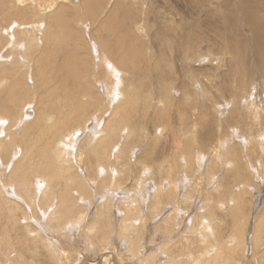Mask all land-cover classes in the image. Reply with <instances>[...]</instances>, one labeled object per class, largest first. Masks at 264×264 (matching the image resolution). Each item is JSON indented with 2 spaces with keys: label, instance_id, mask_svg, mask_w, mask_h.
Instances as JSON below:
<instances>
[{
  "label": "rangeland",
  "instance_id": "obj_1",
  "mask_svg": "<svg viewBox=\"0 0 264 264\" xmlns=\"http://www.w3.org/2000/svg\"><path fill=\"white\" fill-rule=\"evenodd\" d=\"M48 1L55 2L56 10L67 7V25L73 30L77 24H75V20L81 22L77 26L82 29V34L80 32L73 34V42H70V47H73L75 56L87 61L88 73H97L95 64L100 60H96L97 53L95 56L93 50H96L100 55L101 53L105 54L112 64L118 63L122 57L128 54L134 53V55L124 57L120 68L124 71L123 89L130 90L131 88H127V86L131 83L134 85L132 89L134 88V91H137L140 96L136 100V105H133L134 112H131V115L134 113L135 115L131 116L130 122H127L138 124L132 125L133 130L130 135L126 134V129L123 131L125 138L115 137V142L117 141L119 145L117 147L126 154L119 160H115L114 156L109 159L112 164L108 167L120 170L118 172L120 176L117 175V177L118 180L120 178L123 180L118 181L123 188L119 187L120 185L115 187L108 184H105L104 187L99 185L103 175L100 176L99 173H96L94 167H89L90 164L99 161L93 154L84 150L85 153L83 151L82 156L77 157V150L87 148L81 145H84L89 138L88 128L93 123L100 124V126L107 123L111 118V107L103 115L96 112L77 132L73 164L79 165L80 168L77 170L88 176L89 187L93 189L90 191L91 195L87 196L85 200L82 199L84 202L80 204L86 212L85 219L81 222L82 224L71 227L73 231L66 232L67 236H56L59 246L63 247L64 245L73 259L79 251H83L82 249L88 250L87 252L94 256L101 249L108 247V253L115 256L116 262L124 260L126 262L129 259L126 257L128 244L135 243L139 239L137 249L141 248L144 255L153 251L155 259L153 258L151 264H156L162 257H168L165 255V249L161 246L163 241L166 242L169 238L173 239L171 244L177 243L181 239H188L190 241H185L186 244H195L194 246L199 247L198 237L202 231L197 230L196 227V231L193 228L186 232V229H190L189 225L193 221L198 223L202 216H207L211 218V222L209 221L208 225L203 221V226L220 235L223 234L220 237H225V240L232 237L231 240L235 241L236 234L232 233V229L243 233L244 248L237 247L232 252L238 261L234 260L228 264H258L261 262L264 264V224H260L264 221V168L261 169V164H264L262 163L264 162V65L259 60L255 38L251 33L252 23L250 20V17H253L261 24L264 22V0H92V4H90L91 0H26L19 3L18 6L26 7L30 3L33 6H39V4L45 5ZM116 3L119 4V11L115 9ZM74 6L81 7L79 13L76 12ZM51 10L46 11L52 12ZM112 11H114L115 19L123 23V26H119L115 32L109 31L108 26L103 27ZM31 20L43 22L42 27L44 23H47L46 25L49 27L50 16L43 14V18L38 16ZM66 36H57L56 41ZM122 39L125 41L124 45L119 43ZM47 43L44 42L39 51L34 47L30 52L32 55L30 63L27 62L25 69L22 67L18 75L16 74V77L25 76L26 78L27 76L29 85L27 88L31 92L32 99L30 100L29 97L28 100H25L26 104L21 106L22 102L19 100L22 99L11 95L14 101L9 104L10 109L7 114L13 116L17 121L14 125L9 116L3 125L0 124V162L2 164H7L10 161V159L6 161L7 157L11 158V164L20 155V159L36 157L34 149L38 142L34 143V146L31 143L41 137V132L35 123L44 120L43 118L48 117L49 114L51 119H54L53 116L58 111V106L54 104L52 98L60 97L55 99L59 105L64 94L73 89L71 84L61 83L62 74L67 70L68 65L60 61L63 56H68V54H64L63 51L56 48L51 50L52 46ZM2 45L3 42L0 45L1 55L9 51L8 48H1ZM46 55L50 57L44 58ZM155 57L161 58L160 64L156 63ZM10 59L11 57H9V61ZM9 63L5 62L4 64L7 66L0 65V68L8 67ZM38 66L41 69L38 70ZM79 67H83V62L79 63ZM33 74H37L38 79H42L40 84H32ZM98 75L103 77V68H100ZM47 78H49V82L45 81ZM10 81H12V77L8 76L0 85V89L11 88ZM78 84L82 85L84 81L81 80ZM98 84H96L97 92L101 93L105 87ZM62 87L65 89V93H61ZM166 87V96H162V91ZM13 93L18 94V91H13ZM148 93L151 97L150 101L152 100L150 104V101L142 100V95H148ZM42 96L43 100L41 101ZM102 98L106 108L105 97L102 96ZM187 98H189L188 101H186ZM249 103L255 106L253 115H250L251 113L247 109ZM142 106L146 110L145 114L138 117L136 114L142 109ZM158 108H163L161 111L166 113L164 118L169 114L165 118L166 123L162 124L163 126H160L161 123L154 119V110ZM238 113L239 117L232 119L234 118L232 114ZM96 115L98 116L96 117ZM29 120L31 121L28 124L36 127L37 131L33 136L27 129L28 135L24 140L22 137L24 132L22 131L21 134L20 125L23 126ZM132 121L134 122L131 123ZM261 122L262 124H260ZM186 125L189 134L184 137L182 132L186 130ZM158 128L159 131H157ZM231 128H236V131ZM15 132L16 138L9 140L11 134ZM18 133H20L19 136ZM177 137L184 142L178 140ZM191 137L196 141L192 146H187V140ZM218 140L222 143L220 148ZM216 142L218 143L216 148L221 149L220 152L218 151L221 155L220 158L214 160L215 151L212 148L217 144ZM189 147H192L193 152L195 151L191 154L192 158L198 154L203 162H197L196 159L194 164L191 162L185 164V167L184 164H176L175 156L179 150L180 152L183 150L182 156L184 157L185 153L189 151ZM223 150L225 154L227 152L226 156L222 154ZM233 153L234 158L231 157ZM105 162L102 161L103 164ZM159 162L161 163L159 164ZM2 164L0 165L1 175L6 173L1 169L3 168ZM144 165L149 168L150 173L142 178L143 172L148 169L144 170ZM87 167L89 169H86ZM44 168H49V165ZM177 168L184 170L186 178H188L189 186L186 185L183 191L189 193L188 199L182 200L183 194L178 189L179 202L173 209V203L169 202L167 192L165 193L167 189L157 184H166L168 181L166 178L169 179V175H166L165 169L174 175ZM151 172L153 173L151 174ZM0 179L3 180L4 177ZM178 179H175L174 176L170 179L173 181L170 184L171 187ZM12 185H10L11 190L14 187ZM154 185H157L159 189L153 191ZM236 187L238 188L236 189ZM220 192L221 194H219ZM152 193L162 194L151 197ZM227 196L231 198L228 202H226ZM220 201L225 206L223 209L219 208ZM194 204H200V207H203L202 212L198 214L199 218L193 216L200 209L195 208L197 206ZM125 208L130 211L136 210L141 218L134 222V228L129 229L131 233L128 230L122 232L118 223L120 218L117 217L122 213L114 212L116 209L121 212ZM98 209L100 212L108 211L106 213L108 216L106 214L100 216ZM180 210L183 213H179ZM163 213L165 216L169 214L171 217L166 222H161ZM183 215L185 218H181ZM94 217L96 218L94 219ZM99 218H103V221L100 222ZM87 219H91V221H87ZM106 219L110 221H106L107 223L104 224ZM24 220L22 218L23 222ZM95 220H97L96 227L97 223H100V227L87 230L88 222ZM179 220L181 227L178 224ZM110 222L112 223L110 224ZM19 226L22 227L23 224L20 223ZM173 226L175 228H172ZM168 227L170 230L171 228L174 230L170 231ZM82 229H85L83 231L86 234V231H89L90 239L85 236L86 234H83ZM190 231L191 233H189ZM12 233L20 237L17 234L19 231L14 230ZM105 233L109 236H107L108 240L102 241L101 235ZM229 235L230 237H228ZM255 239L262 241L258 248H253ZM88 240L91 241L85 245ZM178 244L181 245V241ZM194 246L191 250L195 252ZM171 251L179 252L177 249ZM254 252L258 253L257 255L260 257L254 256ZM22 255L29 257L25 251L22 252ZM45 257L44 251L34 255L38 264H46ZM135 262L138 261L135 260ZM143 262L145 263V260Z\"/></svg>",
  "mask_w": 264,
  "mask_h": 264
},
{
  "label": "bare ground",
  "instance_id": "obj_2",
  "mask_svg": "<svg viewBox=\"0 0 264 264\" xmlns=\"http://www.w3.org/2000/svg\"><path fill=\"white\" fill-rule=\"evenodd\" d=\"M24 1L26 0H16V2H18L16 3L13 2V0H0V45L1 42H3L1 48L3 49L8 48L9 50L8 53L6 54H2V55L0 54L1 55L0 65L7 66L4 63L10 62L8 67L0 68V85L4 82V80L8 76L12 77V81H10L11 82L10 86L12 87L9 89H4V88L0 89V124L3 125V123L9 119V116L11 123L14 124L17 121L15 118H13V116L7 114L10 109L9 104H11L14 101L11 95H14V97L16 98L22 99L19 100L22 102L21 106L26 104L25 100H28L29 97L30 100L32 99L31 92L27 88L29 86L27 76L26 78L25 76L16 77V74L18 75L22 67H24L25 69L27 62L30 63V58L32 57L30 52L33 51L34 47L36 50L39 51L42 48L44 42H48L47 44L52 46L50 47L51 50H55L54 48H56L60 51H63L64 54H68V56L65 57L63 56V59L60 61L61 63H66L68 65L67 70L62 74L61 83L62 84L69 83L71 84L70 86L73 87V89L67 91V93H65V89L63 87L60 89L61 93L64 92L65 94L62 100L60 99L59 105L55 99L60 97L52 98L54 104L58 106V111L54 113L55 116H53L55 117L54 119H51V115L49 114L48 117L43 118L44 120H41L39 122L35 121L37 129L40 130L41 132V137L39 139H35V141L31 143V145L34 146V143L38 142L37 146L34 149V152L36 153V157L20 159L21 156L20 155L19 158L13 164H11L10 157H7L8 159L6 158L7 159L6 161L10 159V161L8 162L10 164L8 163L2 164V162H0V165L2 164L3 166V168L1 169L6 172L2 175L0 174V178L4 177L3 180L0 179V264H35V263L38 264V261L34 258V255H36L40 251L41 252L44 251V254L46 256L45 258L47 259L46 264H137V263L151 264L154 258L153 251L152 252L150 251L149 253H147V255H144L141 252L142 250L141 248L137 249L139 245L138 244L139 239L135 243L128 244L126 257L129 259L126 262L125 260L116 262L115 260L117 259L115 258V256L112 254L110 255V253H108L107 251L108 247L101 249L99 252L95 253L94 256L92 254H89L87 252L88 250L84 251V249H82L83 251H79L77 256L73 259L70 257V254L66 250L67 248L65 249L63 244H61L63 245V247L59 246L60 244L57 241L58 238H56V236L58 237V235L67 236L66 232L69 233L73 231L71 230L73 227L83 222V220L85 219L86 212L84 209L81 208L80 204L84 202L82 199L85 200L87 196L89 197L91 195L90 191L91 189H93L89 187L90 183L87 180L88 176H85V173L82 172L80 173V171H78L79 170L78 168H80L79 165L73 164L74 149L76 148L75 144H77L76 138L78 137L77 132L86 125L88 119H90L92 115L96 114V112L99 115L100 114L103 115L109 109V107H111V112H110L111 118L107 121V123L101 124V126L100 124L93 123L88 128L89 138L84 145H81L83 147L86 146L87 148L83 150H77L78 152L77 157L78 158L81 157L83 151L85 150L86 152L93 154L96 157V159L99 160L95 164L93 163L90 164L89 167L90 168L94 167L93 169L94 170L96 169V173H99L100 176L103 175V177L100 178V182H99L100 186L104 187L105 184L114 187L120 185V182L118 181L121 178L118 180L117 177V175H119L118 172L120 170L118 171L117 168L112 169L111 167L108 166L112 164L110 163L109 160L112 156H114L115 160L116 159L119 160L121 159V157L124 156V154H126V152L121 151L120 148L117 147L119 145L117 144V141L115 142L116 140L115 137L120 136V139L125 138L126 136L125 137L123 136V131L126 129L127 130L126 134L130 135V133L133 130L132 125L134 126L138 124V123L129 124L127 122H130L132 120L131 116L135 115V113L131 115V112L132 111L134 112L133 105H136L137 103L136 100L140 96L137 94V91H134V88L132 89L134 85L131 83L127 86V88H131L130 90H128L130 93L123 89L124 71L120 68L124 60V57L128 55H134V53L128 54L122 57L118 63L112 64L110 62V59L105 54L101 53L100 55L96 50H93L95 51V56L97 53L96 60L98 59L100 60L99 63L95 64L97 73H93V72L88 73L89 66H87V61L83 59H79L77 56H75L73 52V47H70V42H73L72 41V38L74 36L73 34H77L79 32L80 34H82L81 31L82 29H80L77 26V24H81V22L79 20H75V24L76 23L77 24L75 30H73L67 25L68 24V22L66 21V18L68 17L67 7L66 8L61 7L60 9L56 10L57 6L55 7V2L52 1H48L45 5L39 4V6L36 5L33 6L32 3H30L26 7L18 6ZM90 4H92V0L90 1ZM74 9L76 10L77 13H79L81 7L79 6L78 8L77 6H74ZM115 9L119 11V4L116 3ZM46 10L49 11L51 10L52 12ZM113 12L114 11L110 13V15L107 18L106 24L103 25V27L108 26L109 31L115 32L118 30L119 26H123V23L122 21L120 20L118 21L115 19ZM43 14L45 15L49 14L50 16V20L48 23L49 27L46 25L47 23H44L42 27L43 22L31 20L33 17L38 18V16H42L43 18ZM250 20L252 23L251 33L255 38L259 60L264 65V22L261 24L258 20H256L253 17H250ZM63 35H67V36L61 40L56 41L57 36L62 37ZM124 42L125 41L122 39L119 43L124 45ZM137 52L139 53V49L137 50ZM9 57H11L10 61H9ZM46 57H50V56L46 55L44 58ZM154 60H156L157 64H160V62L162 61L160 57H155ZM80 62H83V67H79ZM100 68H103V75H102L103 77L98 75ZM39 69H41L40 66H38V70ZM31 80L33 85L34 83L40 84L42 82V79L41 80L38 79L37 74H33ZM81 80L84 81V84L82 85L78 84ZM45 81L49 82V78H47ZM97 83H99L98 84L99 86L105 87V89H102L101 93L97 92L98 91L96 87ZM13 91H18V94L13 93ZM149 93L148 95L141 94L143 96L142 100L144 102L150 101L151 97ZM166 93H167V87L163 89L162 96H166ZM102 96L105 97L107 103L106 108L102 102L103 100ZM188 99L189 98H187L186 101H188ZM40 100L41 101L43 100V96L40 98ZM150 103H152V100L149 102V104ZM112 105H114V108H112ZM167 106L168 103L166 104V107ZM161 109L163 108H158L154 110V115H155L154 119H157L161 123L160 126L166 123L165 118L169 116L168 114V116L164 118L166 113L164 111H161ZM247 109L251 113L250 115L255 114V112L253 111L255 109L254 104L249 103ZM145 111L146 110L142 106V109L138 111L136 116L138 117L143 116L145 114ZM232 115L234 117L232 119L235 118L237 119V117H239V113ZM97 116L98 115H96V117ZM30 121L31 120L27 121V123H24L23 126L22 124L20 125L21 134L24 132L22 136L24 140L28 135V132L26 131L27 129L31 131V135L33 136H35L37 131L36 127L31 126V124H28ZM133 122L134 121H132L131 123ZM126 123L128 124L127 126ZM260 124H262V122ZM118 128L119 131L117 132ZM235 129L232 130L234 131ZM157 131H159V128ZM188 134L189 132L187 131V125H186V130L182 132V136L187 137ZM19 135L20 133H18V136ZM176 136H180V135H176ZM236 137H238V135H236ZM15 138H16V132L11 134L9 140H14ZM9 140L7 139V141ZM178 140L182 141V139L179 138ZM187 141H188L187 146H192L196 140L193 137H191L190 139L188 138ZM182 142H184V140ZM218 143L220 148L222 143L219 142V140ZM218 143L212 148V150L215 151L213 155L214 160L215 158L217 159L220 158L221 155L220 153H218V151L221 149L216 148L218 147L217 146ZM188 150L189 151L185 153L184 157L182 156L183 150L181 152L179 150V152L175 156L176 164H181V165L184 164L185 167V164H190L191 162L194 164V161L196 159L197 162H201L203 160L201 156H198V154L192 158L191 154L195 153V151L193 152L192 147H189ZM222 154L226 156L227 152L225 154V151L223 150ZM231 157L233 158L235 157L234 153L231 154ZM102 161L104 162L107 161V162L103 164ZM160 163L161 162H159V164ZM48 165L49 168L43 169L44 166H48ZM261 165H262L261 169L264 168V164ZM147 168L148 167L144 165V170H146ZM180 168H177L175 170L174 175L172 174V172H170L171 170L169 167L168 169L170 171L165 169L166 175H169V179L166 178V180H168L169 182L167 181L166 184L163 183L157 184L167 189V191L165 190V193L167 192L166 195L169 197L168 199L169 202L173 203V209L174 207H176V204L179 202L178 189L180 190V193L183 194L181 197L182 200L184 199L186 200L189 193L188 191L186 192L183 191L184 188H186V185H188V178H186L184 170H181ZM86 169L89 168L87 167ZM148 170L149 168L147 169V171L143 172L144 174H142L141 176L142 178L145 177L144 175L150 173ZM152 173L153 172H151V174ZM173 176L175 177V179L179 178L178 179L179 181L178 180H177L178 182L175 181V183H173L171 187L170 184H172L173 181H170V179ZM120 181L123 180L121 179ZM167 183L169 184V186ZM11 184L14 185V187L12 185L13 190H11V186H10ZM157 185H154V188L152 189L153 191L159 189ZM119 187H121V185ZM237 188L238 187H236V189ZM216 189L218 190L219 188ZM157 194H162V193H152L151 197ZM219 194H221V192ZM227 197L228 198L226 199L227 200L226 202H228L229 199H231L230 196ZM105 203H107L106 200ZM221 204L222 203L220 201L219 205ZM194 206H197L195 208H200L199 211L197 213L195 212L193 215L195 217H198V214L202 212L203 207H200V204L198 205L194 204ZM231 209L232 207L230 208V210ZM115 211H117V213L120 214L122 213L119 216L116 215L118 218H120L118 219L119 222L118 221L117 222L119 223V228L122 230V232L124 231L127 232V230L129 232L130 228L135 227L134 222L138 221V219L139 220L141 219L138 216L136 210L130 211L125 208L121 212H118L117 209L114 210V212ZM183 211L186 212V210ZM106 213H108V211L100 212L98 209V214L100 216L105 215ZM179 213H183V212L180 210ZM161 216H163V219H161L162 218ZM161 216H160L161 222L162 221L166 222L171 218L169 214L165 216V213H163ZM183 216H181V218H185V215ZM111 217L114 216L111 215ZM22 218L25 219L24 222L22 221ZM95 218L96 217H94V219ZM102 219L103 218H99L98 220L101 222L103 221ZM210 219L211 218L207 216H202L201 220L198 223L194 221L192 222L195 226L192 223L191 224L189 223L190 229L188 228L186 229L187 232L188 230H191L193 228L195 229L196 227L197 230L199 229L202 231V233H199L201 235H199L198 237L199 247L194 246L195 244L194 245L186 244L185 241H190L188 239L185 240L181 239L177 241V243L175 242L174 244H171L173 239L169 238L167 239L166 242L163 241V244L161 246V248L163 247V249H165L164 250L165 255H167L168 257H162L159 260V263L156 262V264L157 263L158 264H228L234 262V260L238 261V259H236L233 256L232 252H234L237 247H240L241 249L244 248L243 233L242 232L238 233L236 229H232L231 230L232 233L236 234L235 241L231 240L232 237H230V235L228 236L230 237V239L225 240V237H220L223 234L220 235L218 232L213 231L212 229L210 230L206 226H203L204 222L205 224L209 225V221L211 222ZM87 221H91V219L90 220L87 219ZM106 221L107 219L105 220L104 224L109 222L110 220L107 222ZM96 222L97 220L88 222L89 225L87 226V230L94 229L96 227ZM20 223L23 224L22 227L19 226ZM111 223L112 222H110V224ZM180 223L181 221L178 223L179 226ZM99 224L100 223H97V227L99 226ZM260 224L263 225L264 221H262ZM175 227L178 228V226L176 225ZM175 227L173 226L172 228ZM172 228L171 230L169 228V230L170 231L174 230ZM196 229L194 231H196ZM14 230L19 231V233L17 234H19L20 237H17L15 234L12 233ZM83 230L85 229L81 230L85 235L86 233H84ZM86 232L87 234L85 236H88V239H90L88 235L89 231ZM189 233H191V231ZM186 234L189 235L188 233ZM104 236L106 237L103 238ZM107 236L108 234L106 235L105 233L101 235L100 239L102 241H106L105 239H107ZM90 241L91 240L86 241L85 245H87V243ZM180 241H181V245L178 244ZM261 242L262 241L255 239L253 241V248H258L261 245ZM193 246L196 248L195 252L191 250ZM174 249H177V251L179 252L173 253L171 250ZM23 251H25L29 257H23L22 255ZM112 252L114 253V251ZM253 254L254 256L260 257L257 255L258 253L256 252H254ZM135 260H137L138 262H135ZM144 260L145 263L143 262ZM258 264H263V263L261 262Z\"/></svg>",
  "mask_w": 264,
  "mask_h": 264
},
{
  "label": "clouds",
  "instance_id": "obj_3",
  "mask_svg": "<svg viewBox=\"0 0 264 264\" xmlns=\"http://www.w3.org/2000/svg\"><path fill=\"white\" fill-rule=\"evenodd\" d=\"M220 207L223 209L225 206L223 204H221Z\"/></svg>",
  "mask_w": 264,
  "mask_h": 264
}]
</instances>
